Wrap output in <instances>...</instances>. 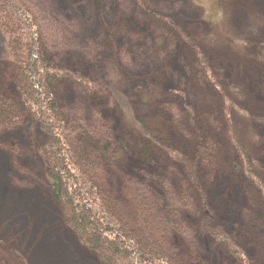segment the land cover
<instances>
[{"label":"rangeland","instance_id":"obj_1","mask_svg":"<svg viewBox=\"0 0 264 264\" xmlns=\"http://www.w3.org/2000/svg\"><path fill=\"white\" fill-rule=\"evenodd\" d=\"M3 1L0 91L12 92L5 74L16 71L7 61L17 1ZM21 1L45 56L88 82L86 90L67 76L53 97L80 126L107 134L118 168L84 149L101 162L111 202L132 220L127 190L154 194L153 214L144 208L135 225L156 222L176 264H264V0ZM19 121L0 128V264H106L97 243L84 249L65 228L47 185L44 137ZM169 208L175 228L160 215ZM225 239L241 259L225 256Z\"/></svg>","mask_w":264,"mask_h":264},{"label":"trees","instance_id":"obj_2","mask_svg":"<svg viewBox=\"0 0 264 264\" xmlns=\"http://www.w3.org/2000/svg\"><path fill=\"white\" fill-rule=\"evenodd\" d=\"M16 1L9 15L14 20L15 27L9 33L12 40L13 38L17 40V45L14 44L9 48L6 43L10 56L7 66L10 70L16 69V71L8 76L10 77L8 85L12 88V92L8 89L0 91V128L14 129L20 118L31 120L32 124H35L34 128L44 137L40 153L45 156L48 163L47 183L57 206L62 211L65 224L82 245L89 247L90 243H97L99 249H102L98 255L103 258L102 260L105 259L106 264H117L121 261H130L132 264H176L175 259L168 254L166 246L161 244L163 240L160 239L165 238L166 235L156 222L149 223L144 219L141 226L137 228L135 225L138 224V217L141 219L144 208L153 214L151 203L159 199L154 194L150 197L145 190H127L128 200L131 203L129 208H133V211L136 209L135 214H138L137 218L133 217L131 220L130 214L124 208L125 205L120 208L119 204L117 206L116 203H112L111 197L102 190L96 172V166L101 165L98 158L108 163L113 162L114 167L119 166V161L107 157V155L114 156L110 153L107 134H100L95 129L80 126L76 119L69 118L59 108L53 97L52 85L71 75L58 69L45 56L39 39L41 32L33 19V13L27 11L21 0ZM8 13L1 4L0 25L2 21L9 25L4 17V14ZM70 79L80 88L82 86L86 90L90 88L82 75L73 73ZM81 139L84 141L81 142ZM112 140L114 141L113 138ZM100 142H104V149L100 146L102 145ZM85 144L91 145L95 150L94 154L99 152L98 158L89 156L91 151L87 152L84 149ZM169 155L176 156L173 153ZM241 158L243 162L250 163L248 156L243 155ZM192 173L193 171L190 170L189 175H193ZM251 174L253 176V173ZM253 178L255 180L254 176ZM255 183L257 185V180ZM170 209L164 211V215H160L164 217L162 220L168 228H175ZM158 212L154 214H159ZM156 218L163 226L165 225L160 217ZM210 235L214 242L219 240L212 233ZM224 243L233 257L239 259L243 257L232 242L225 239Z\"/></svg>","mask_w":264,"mask_h":264},{"label":"bare ground","instance_id":"obj_3","mask_svg":"<svg viewBox=\"0 0 264 264\" xmlns=\"http://www.w3.org/2000/svg\"><path fill=\"white\" fill-rule=\"evenodd\" d=\"M9 76V74L7 75V74H5V77H6V82L8 81V79H10V77H8ZM7 84H8V82H7ZM47 185H48V183H47ZM248 187H253V189L256 191V192H258V193H260V191L258 190V188H256V187H254L253 186V184H252V182H249L248 181ZM227 188H228V185H227ZM230 188V187H229ZM49 190H50V187H49ZM231 190H232V188H231ZM233 191V190H232ZM50 192V196H52V192H51V190L49 191ZM52 201H53V203L55 202V200H54V197L52 196ZM54 205H55V207H57L58 208V211H59V209H60V207H58L57 206V204H56V202L54 203ZM38 212V210L35 212V213H37ZM38 214H41V213H39L38 212ZM62 214V213H61ZM242 215H249V211L248 210H246V209H244V211H243V213H242ZM26 217H28V216H26ZM62 217H63V214H62ZM63 223H64V225H65V228H67L68 229V231L72 234V236L76 239V237H75V235H74V233L72 232V230L70 229V228H68V226L65 224V219H64V217H63ZM240 238V237H239ZM241 242L245 245V246H247L248 248L249 247H251V246H253V242H251V239L250 238H247V237H243L242 235H241ZM77 241H78V243L84 248V249H90V245H89V247L88 246H84V245H82L81 243H80V241H79V239H76ZM241 243V244H242ZM176 247V246H175ZM175 249V248H174ZM176 249H178V248H176ZM180 249V248H179ZM241 250V249H240ZM226 251H227V255H225L226 257H231V258H235V257H233V255H231V254H229V252H228V250L226 249ZM177 252V251H176ZM96 257L97 258H99V260H102L101 259V257H99V255H98V253H96ZM177 257V256H176ZM226 257H225V260H226ZM213 259H217L218 257L217 256H214V257H212ZM196 259V258H195ZM198 259V258H197ZM199 259L200 260H202L203 261V257L202 256H200L199 257ZM198 259V260H199ZM103 262H104V260H102ZM220 261V262H219ZM200 262V261H199ZM199 262L197 263V264H199ZM222 262H224V260H223V258L221 257V259L220 258H218V262H217V264H222ZM203 264H205V263H203ZM226 264H228V263H226Z\"/></svg>","mask_w":264,"mask_h":264}]
</instances>
